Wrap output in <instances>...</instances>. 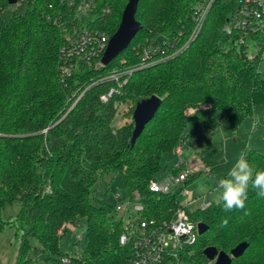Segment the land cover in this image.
<instances>
[{
	"label": "trees",
	"instance_id": "trees-1",
	"mask_svg": "<svg viewBox=\"0 0 264 264\" xmlns=\"http://www.w3.org/2000/svg\"><path fill=\"white\" fill-rule=\"evenodd\" d=\"M128 1H102L108 11L96 22L110 36ZM198 1L139 0L136 19L142 29L129 46L107 65L80 63L65 78L60 48L66 34L55 17L68 11L66 4L34 0L25 13L15 12L0 25V230L11 224L20 233L16 264H34L29 258L32 237L47 263L68 257L70 264H131L133 245L120 241L130 225L124 221L128 210L119 212L104 200L92 202L97 180L120 175L126 199L142 206L136 213L140 220L170 221L182 206L178 193L150 189L163 156L186 140L201 154L222 118L236 129L264 104V35L224 29L239 0H214L189 40ZM9 5L0 0V15ZM242 36L256 40L257 56L248 55ZM112 88L117 91L102 100ZM152 95L162 99L161 105L132 143L136 104ZM120 113L126 121L117 125ZM243 154L257 170L264 169V150ZM177 171L173 165L168 173ZM15 201H20L15 218L3 220L2 211ZM187 210L208 229L184 244L176 260L214 264L204 254L206 247L230 254L246 242L232 264H264V198L251 187L249 215L226 213L218 201L204 210ZM82 219L86 246L81 256L71 257L61 250L60 239L66 225Z\"/></svg>",
	"mask_w": 264,
	"mask_h": 264
},
{
	"label": "built area",
	"instance_id": "built-area-1",
	"mask_svg": "<svg viewBox=\"0 0 264 264\" xmlns=\"http://www.w3.org/2000/svg\"><path fill=\"white\" fill-rule=\"evenodd\" d=\"M34 0H17L16 3L29 4ZM103 0H60L66 4L67 12L56 14L55 22L66 34V39L60 48L62 78L69 76L73 69L80 63L93 66H102V57L107 49L110 35L96 22L108 11L102 6ZM214 0H199L195 6L194 28L189 40L194 38L204 24L206 16ZM224 29L231 31H243L247 35H264V0H239L235 11L228 18ZM253 38V37H251ZM188 40V42H189ZM240 43H246L247 38L242 36ZM187 42V43H188ZM148 51H144V59L148 58ZM112 78H118L113 74ZM117 90L110 89L107 94L101 96L106 101ZM176 173H168L165 180L159 182L156 179L150 183V189L156 192L173 191L174 187L181 185L182 192L187 194L185 184L195 174L208 172L209 168L203 160H192L190 163L181 160L175 165ZM138 197V195H136ZM190 203L195 209L204 210L212 201L206 195L199 197L190 196ZM128 206H133L134 211H139L142 206L138 202L127 199ZM124 206L116 205L119 212H124ZM181 206L177 209L175 217L162 224L152 221L140 220L139 224L130 219L129 227L122 233V244L133 245L131 264H183L175 259L178 250L184 245L196 240L199 231L198 223L194 221L187 210ZM132 211V213H134ZM133 224L131 223L132 221ZM67 227V225H66ZM63 233V229L59 230ZM68 257L60 258L59 262L49 261L47 264H70Z\"/></svg>",
	"mask_w": 264,
	"mask_h": 264
},
{
	"label": "rangeland",
	"instance_id": "rangeland-1",
	"mask_svg": "<svg viewBox=\"0 0 264 264\" xmlns=\"http://www.w3.org/2000/svg\"><path fill=\"white\" fill-rule=\"evenodd\" d=\"M26 10L27 5L22 3L7 6L0 15V25L8 23L15 12L25 13ZM246 43L248 46V55L250 57L257 56L259 48L256 40L249 37ZM262 69H264V60ZM124 108L122 107V109ZM122 114L120 113L115 119L117 125L126 121V118ZM210 137V144L205 148V151H201V154H197L191 148L189 140L185 141L186 145H182L184 148L183 154L177 152L176 148L181 146L177 145L172 152L163 156L161 161L162 168L155 176V179L159 182L165 180L171 166L181 159L189 163L195 159L208 161V163L205 162L209 168L208 172H203L193 177L185 184L184 189L188 193L192 191L196 197L211 192L212 195L209 200L217 202L219 197L217 181L220 178H226L227 172L233 166L238 156L247 149L264 150V104L257 105L255 114L246 117L236 129H232L227 119L222 118L220 125L211 133ZM181 189L182 186L178 185L174 187L173 191L178 193L180 203H184L187 197ZM90 198L94 203L99 202V200H104L113 205L121 204L126 209L128 204L123 177L120 175L113 176L112 174H106L104 177H100L91 190ZM192 208H196L195 205H191V210H193ZM19 209L20 201H15L13 204L7 205L2 211V219L9 220L10 218H15ZM127 209L128 214L125 215L124 221L127 222L132 219L138 225L140 220L136 214L137 212L133 210V206H128ZM132 211H134V216L130 218L129 216ZM86 223V219H82L77 224L69 223L60 239L61 250L71 257L81 256L85 249ZM16 232V227L11 224H5L0 230V264H16L21 243L20 233L17 234ZM30 242L29 258L32 259L34 264L37 262L39 264H47V255L43 254L38 239L32 237Z\"/></svg>",
	"mask_w": 264,
	"mask_h": 264
},
{
	"label": "water",
	"instance_id": "water-1",
	"mask_svg": "<svg viewBox=\"0 0 264 264\" xmlns=\"http://www.w3.org/2000/svg\"><path fill=\"white\" fill-rule=\"evenodd\" d=\"M13 5L17 0H7ZM139 0H129L122 14V19L117 31L110 37L108 46L102 57V64L107 65L122 53L142 29L141 24L136 19ZM162 99L157 95H152L148 98L139 100L136 104L133 113L134 130L131 141L135 143L137 138L142 133L146 124L149 123L155 116L161 105ZM208 229V225L202 222L198 223L199 234L204 233ZM248 244L241 242L234 247L230 254L225 251H219L215 246H208L204 249V254L214 264H232L234 258L241 256Z\"/></svg>",
	"mask_w": 264,
	"mask_h": 264
},
{
	"label": "clouds",
	"instance_id": "clouds-1",
	"mask_svg": "<svg viewBox=\"0 0 264 264\" xmlns=\"http://www.w3.org/2000/svg\"><path fill=\"white\" fill-rule=\"evenodd\" d=\"M250 187L258 198H264V169L257 170L241 153L226 178L217 181L218 203H222V210L226 213L243 211L244 215H249L250 211L245 209Z\"/></svg>",
	"mask_w": 264,
	"mask_h": 264
},
{
	"label": "crops",
	"instance_id": "crops-1",
	"mask_svg": "<svg viewBox=\"0 0 264 264\" xmlns=\"http://www.w3.org/2000/svg\"><path fill=\"white\" fill-rule=\"evenodd\" d=\"M176 150H177V152L179 153V154H183V151H184V148H183V146L181 145V146H178L177 148H176ZM181 160H184V159H181ZM180 160V161H181ZM196 160V159H195ZM205 160V159H204ZM180 161H177L175 164H173V165H176L177 163H179ZM204 162H207L208 163V161H204ZM172 165V166H173ZM203 195H206L207 196V198H208V200H209V198H210V196L212 195V193L211 192H209V193H207V194H203ZM190 196H194V197H196L195 195H194V193L191 191V192H189V193H187L186 194V197H187V199H186V201L183 203H181L183 206H186V207H188L189 209H191V205H194V204H191L190 203ZM198 197V196H197ZM192 209H195V208H192Z\"/></svg>",
	"mask_w": 264,
	"mask_h": 264
}]
</instances>
